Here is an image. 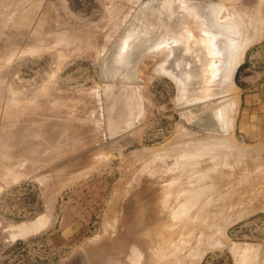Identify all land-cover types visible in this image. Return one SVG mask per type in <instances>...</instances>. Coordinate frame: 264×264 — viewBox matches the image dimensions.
Here are the masks:
<instances>
[{"label": "rangeland", "instance_id": "rangeland-1", "mask_svg": "<svg viewBox=\"0 0 264 264\" xmlns=\"http://www.w3.org/2000/svg\"><path fill=\"white\" fill-rule=\"evenodd\" d=\"M28 1L36 19L30 15L28 35L15 45L42 50L9 62L10 31L22 28L0 31V111L19 106L16 117L0 112V150L10 156L0 151V264H180L189 255V264H264V141L244 142L232 127L239 65L264 37V0ZM249 35L256 40L241 52ZM235 51L240 63L231 66ZM194 142L204 147L199 168L178 175L183 149ZM204 184L180 223L174 211L183 192ZM189 251L202 254L198 263Z\"/></svg>", "mask_w": 264, "mask_h": 264}, {"label": "bare ground", "instance_id": "bare-ground-1", "mask_svg": "<svg viewBox=\"0 0 264 264\" xmlns=\"http://www.w3.org/2000/svg\"><path fill=\"white\" fill-rule=\"evenodd\" d=\"M0 1L2 2L3 0H0ZM5 1H6V0H5ZM17 1H18V0H17ZM17 1H16V2H17ZM28 2H29L28 0H19L18 3H19L20 6L18 7V10L15 8V11H14L13 0H7V2L4 3V5L2 4V5H3V10H5V11H3V10L1 11V9H0V31H1V29L6 28V27H10V26H12V27H14V26H15V27H21V28H22L20 32H17V31H10V32H11V35H10V36H11V38H10L11 40L9 39V40H10L9 42H10L11 45L14 44V45H13L14 47H13V46L11 47V48H13V49H12V50H9V52L11 51L10 53H8V51H7L8 49H7V50L5 49V50L7 51V53H6L5 50H3V51H5V53L8 55V56H5V55H4V59H5V60H8V61H9V59H10L15 53H17V54L20 53V55H21V54H26V53L30 54V53H33L32 51H34V50L37 51V52H38V50H40V46L37 44V42L35 43V45H36V47L39 46V48H36V49H30V48H33V47H30V48H25V49L23 48L22 50H18V49H17L18 47H16V45H15L16 43L22 45V43H23V41H24L23 36H24V34L27 33L26 30H28L29 22H31V21H30L31 19L29 18L30 15L32 16V18H34V17H33V14H34V13L31 14V12H30V11H32V10L34 9V8H33V9L31 10V8L33 7V6H31V5H33V4H31V3H30L31 1H30V2H29V3H30V7H29V3H28ZM36 3H37V2H36ZM183 3H184V2H183ZM51 4H52V3H51ZM216 4H217V3H216ZM216 4H215V6H216ZM17 5H18V4H17ZM220 5H222V4H220ZM186 6H187V4H186ZM186 6H185V7H186ZM205 6H206V5H205ZM222 6H223V5H222ZM1 7H2V6H1ZM179 7H180V6H179ZM202 7H204V6H202ZM218 7H220V6L218 5ZM38 8H39V6H38ZM220 8H222V7H220ZM220 8H219V9H220ZM12 9H13V10H12ZM209 9H210V8H209ZM212 9H214V7H212ZM212 9H211V10H212ZM222 9H223V8H222ZM216 10H217V12L219 13L220 10H219V11H218V9H216ZM216 10H215V12H216ZM12 11H13L14 13H12ZM16 11H17V12H16ZM222 11H223V10H222ZM35 12H36V11H35ZM209 12H210V11H208V14H209ZM215 12H213V13L211 12V16H212V14H214ZM217 12H216V13H217ZM49 13H50V12H49ZM216 13L214 14L215 17H216ZM239 13H240V12H239ZM12 14H13V15H12ZM217 15H218V14H217ZM34 16H35V14H34ZM231 16L233 17V15H231ZM231 16H228L227 19H226V21H224L226 17L223 19L225 25H226V22H227L228 18L231 17ZM236 16H237V15L235 14L234 17H236ZM186 17H187V16H186ZM215 17H210V14H209V19H210V20H211V19L213 20V18H214V22L216 23L217 20L215 21ZM219 17H220V16H219ZM240 17H242V16L239 15V17L237 16L236 18H239V19H240ZM217 18H218V16H217ZM217 18H216V19H217ZM34 19H36V18H34ZM34 19H33V20H34ZM202 19H203V18H202ZM204 19H205V18H204ZM33 20H32V21H33ZM210 20H208V21H210ZM244 20H245V19H244V17H243V21H244ZM218 21H221V20L218 19ZM218 21H217V26H219V25H218V23H219ZM228 21H230V20H228ZM231 21H232V19H231ZM247 21H248V20H247ZM252 21H253V20H252ZM210 22H212V21H210ZM232 22H233V21H232ZM232 22H231V23H232ZM245 22H246V21H245ZM253 22H254V21H253ZM31 23H32V22H31ZM54 23H55V22H54ZM228 23H230V22H228ZM228 23H227V24H228ZM238 23H239V22H238ZM248 23H251V22L248 21ZM45 24H46V23H45ZM55 24H56V23H55ZM209 24H210V23H209ZM212 24H213V23H212ZM224 24H223V25H224ZM239 24H240V23H239ZM244 24H245V23H244ZM244 24H243V25H244ZM246 24H247V22H246ZM254 24H255V22H254ZM220 25H222V24H220ZM235 25H236V24H235ZM237 25H238V24H237ZM241 25H242V24H240V26H241ZM249 25H250V24H249ZM210 26H211V25H210ZM240 26H238V28H239ZM251 26H252V25H251ZM255 26H256V25H255ZM213 27L215 28L214 25H213ZM213 27H211V28L213 29ZM219 27H221V26H219ZM226 27H227V26H226ZM231 27H232V25H229V28H230V29H231ZM242 27H243V26H242ZM248 27H250V26H248ZM248 27H247V28H248ZM222 28H223V27H222ZM232 28H234V26H233ZM245 28H246V27H245ZM254 28H256V27H254ZM223 29H224V28H223ZM250 29H251V27H250ZM256 29H257V28H256ZM258 29H259V28H258ZM260 29H261V27H260ZM217 30H218V28H215V32H217ZM225 30H226V29H225ZM231 30H232V29H231ZM237 30H238V29H237ZM237 30H236V31H237ZM244 30H246V29H244ZM253 30H254V29H253ZM253 30H252V31H253ZM239 31L244 33L243 30H242V31L239 30ZM254 31L256 32L257 30H254ZM263 31H264V30H263ZM5 32H6V31H5ZM5 32H4V33H5ZM232 32H233V31H232ZM234 32H235V30H234ZM248 32L252 33L251 31H248ZM259 32L261 33L262 31H258V32H256V36H257V34H258V35L260 34ZM2 33H3V32H2ZM43 33H44V32H43ZM237 33H239V32H237ZM263 33H264V32H263ZM224 34H225V33H224ZM245 34H246V32H245ZM253 34H254V33H253ZM2 35H3V34H2ZM6 35H7V34H6ZM27 35H28V33H27ZM46 35H47V32H46ZM235 35H236V32H235V34H234L233 36H235ZM237 35H238V34H237ZM246 35H248V34H246ZM47 36H48V35H47ZM187 36H188V35H187ZM229 36H230V35H229ZM233 36H232V37H233ZM242 36H244V35H243V34L240 35V38H242ZM29 37H32V36H29ZM214 37H215V36H214ZM216 37H218V36H216ZM223 37H224V36H223ZM6 38H7V37H6ZM8 38H9V37H8ZM25 38H26V37H25ZM46 38H47V37H46ZM49 38H50V36H49ZM185 38H186V37H185ZM243 38H244V37H243ZM245 38H247V39H246V40H243V41H244V42H243L244 45H243V46L241 45L242 47H241V46H238L239 48L241 47L240 49L238 48L239 50H241V52L244 51V49H245L250 43H252L254 40H256L255 36H251V35H249L248 37H245ZM218 39H219V38H218ZM3 40H4V39H3ZM3 40H2V41H3ZM42 40L44 41L43 36H42V39H40V40H38V41L43 42ZM182 40H183L184 43H186V42L184 41V39H182ZM185 40H187V39H185ZM223 40H224V39H223ZM234 40H235V39H234ZM4 41L7 42V40H4ZM30 41H31V39H30ZM45 41H46V40H45ZM179 41H180V40H179ZM187 41H188V40H187ZM236 41H239V40H236ZM240 41H241V40H240ZM38 43H39V42H38ZM184 43H183V44H184ZM229 43H230V42H229ZM234 43H235V42H234ZM239 43H240V42H239ZM8 44H9V43H8ZM42 44H44V43H42ZM42 44H41V45H42ZM48 44H49V43H48ZM219 44H220V42H219ZM230 44H231V43H230ZM209 45H210V44H209ZM215 45H216V44H215ZM215 45H213V46H215ZM217 45H218V43H217ZM234 45H235V44H234ZM236 45H237V42H236ZM238 45H239V44H238ZM1 46H2V45H1ZM45 46H46V45H45ZM50 46H51V45H50ZM213 46H212V47H213ZM230 46H231V45H230ZM216 47H217V46H216ZM216 47H215V48H216ZM220 47H221V44H220ZM234 47H236V46H234ZM2 48H3V47H2ZM6 48H7V47H6ZM11 48H9V49H11ZM20 48H21V47H20ZM20 48H19V49H20ZM213 48H214V47H213ZM218 48H219V47H218ZM230 48H232V47H230ZM49 49H50V48H49ZM52 49H53V48H52ZM216 49H217V48H216ZM216 49H215V50H216ZM232 49H233V48H232ZM236 49H237V48H236ZM41 50H42V49H41ZM41 50H40V51H41ZM217 50H218V49H217ZM234 50H235V49H234ZM1 51H2V50H1ZM30 51H31V52H30ZM183 51H184V50H183ZM230 51H231V50H230ZM221 52H222V51H220V53H221ZM237 52H238L237 54H241V53H239V51H237ZM0 53H1V52H0ZM3 53H4V52H3ZM3 53H1V54H3ZM34 53H35V52H34ZM233 53H234V51H233ZM17 54H16V55H17ZM235 54H236V51H235ZM237 54H236V56L232 54V59H230L231 56H230V58H228V60L231 61V62H230V65H231V66H232L231 63H233V65H236V62L239 61L240 58H238V56H240V55H237ZM16 55H14V56L16 57ZM18 55H19V54H18ZM20 55H19V56H20ZM217 55H219V54L217 53ZM217 55H216V56H217ZM229 55H231V53H229ZM14 56H13V57H14ZM0 57H1V56H0ZM6 57H7V59H6ZM220 57H221V55H220ZM228 57H229V56H228ZM233 57H234V58H233ZM214 58H215V57H214ZM217 58H218V57H217ZM233 59H237L238 61L233 60ZM0 60H1V59H0ZM11 60H12V58H11ZM11 60H10V61H11ZM10 61H9V62H10ZM12 61H13V60H12ZM212 61L216 62V61H218V60H216V61H215V60H212ZM232 61H233V62H232ZM234 61H236L235 64H234ZM1 62H2V61H1ZM1 62H0V64H2ZM218 63H220V62H218ZM238 63H240V61H239ZM6 64H8V62H6ZM9 64H10V63H9ZM9 64H8V65H9ZM215 64H216V63H215ZM227 64H228V62H227ZM4 65H5V64H4ZM228 65H229V64H228ZM1 66H2V65H1ZM214 66H215V65H214ZM216 66H217V65H216ZM220 66H221V65H220ZM4 67H5V66H4ZM215 68H216V67H214V71H215ZM231 68H233V67H231ZM231 68H230V66H229V67L227 68V70L230 69V71H231ZM234 68H235V67H234ZM0 69H1V68H0ZM217 71H218V70H217ZM219 71H220V70H219ZM228 71H229V70H228ZM230 71H229V72H230ZM229 72H227V73H228V75L230 76L231 74H230ZM231 72H232V71H231ZM213 73H214V72H213ZM217 73H218V72H217ZM224 73H225V72H224ZM217 75H218V74H217ZM228 75H227V76H228ZM232 75H233V74H232ZM227 76H224V77L226 78ZM213 78H214V77H213ZM215 78H216V77H215ZM215 80H216V79H215ZM227 80H228V79H227ZM1 81H2V80H1ZM1 81H0V84H2ZM217 81H218V80H217ZM229 81H230V80H229ZM227 82H228V81H227ZM233 86H234V85H233ZM0 87H1V86H0ZM227 87H228V86H227ZM214 88H215V87H214ZM234 88H235V87H234ZM13 90H14V89H13ZM39 90H40V89H39ZM214 90H215V89H214ZM14 91H16V90H14ZM226 91H227V90H226ZM228 91H229V90H228ZM232 91H233V90H232ZM43 92H44V91H43ZM15 94H17V93H15ZM1 95H2V94H1ZM18 95H19V94H18ZM217 95H218V94H217ZM9 96H10V95H9ZM12 96H13V95H12ZM15 97H16V95H15ZM234 97H235V96H234ZM0 98L3 99V97H0ZM10 98H13V97H10ZM8 99H9V98H8ZM40 99H42V98H40ZM228 99H229V98H228ZM230 99H231V98H230ZM230 99H229V100H230ZM20 100H21V99H19L18 101H20ZM231 100H232V99H231ZM1 101H2V100H1ZM10 101H11V104L13 105V103H12V99H10ZM10 101H9V103H10ZM15 101H16V100H13V102H15ZM18 101H17V102H18ZM22 101H23V100H22ZM41 101H42V100H41ZM113 101H114V100H113ZM17 102H16V103H17ZM226 102H227V101H226ZM1 103H2V102H1ZM9 103H8V104H9ZM20 103H21V102H20ZM36 103H37V102H36ZM115 103H116V102H115ZM115 103H114V104H115ZM228 103H229V102H228ZM231 103H232V102H231ZM234 103H235V102H234ZM8 104H7V105L5 104L6 106L4 107V108H6L7 110H8L9 108L11 109V108L13 107L11 104H9V105L12 106V107H10ZM37 104H38V103H37ZM1 105H4V102H3V104H1ZM14 105H16V104H14ZM231 105H232V104H231ZM231 105L229 104L230 107H233V106H234V105H233V106H231ZM8 106H9V108H8ZM17 106H18V105H17ZM36 106H37V105H36ZM36 106H35V107H36ZM130 106H131V105H129V108H130ZM226 106H227V105H226ZM235 106H236V105H235ZM21 107H23V106L20 105V109H24V108H21ZM27 107H28V106H27ZM27 107H26V108H27ZM127 107H128V104H127ZM0 108H1V106H0ZM15 108H17V107H15ZM15 108H14V109H15ZM18 108H19V106H18ZM18 108L16 109L17 111L15 110L16 113H17V116H18V112H19V111H18ZM57 108H58V107H57ZM2 109H3V108H2ZM10 109H9V111H10ZM20 109H19V110H20ZM31 109H32V108H31ZM31 109H30V110H31ZM33 109H34V108H33ZM36 109H37V108H36ZM55 109H56V108H55ZM231 109L233 110V108H231ZM11 110H12V109H11ZM34 110H35V109H34ZM57 110H58V109H57ZM9 111H8V112H9ZM12 111H14V110H12ZM15 111H14V113H15ZM23 111H25V110H23ZM128 111H129V109H127V112H128ZM235 111H236V110H235ZM235 111H234V112H235ZM0 112H1V111H0ZM2 112H3V111H2ZM2 112H1V114H3ZM20 112H21V110H20ZM57 112H58V111H57ZM110 112H111V111H110ZM230 112H231V111H230ZM14 113H13V114H11V113H10V114H9V113H8V114H5V113H4L3 115H9V117H10V115H12V116L15 115V117H16V114H14ZM232 113H233V112H232ZM235 113H236V112H235ZM1 116H2V115H1ZM229 116H230V113H229ZM4 117H5V116H4ZM109 117H111V116H109ZM19 118H20V117H19ZM12 120H13V118H12ZM100 120H101V119H100ZM227 120H228V118H227ZM229 120H230V122H231V118H230V117H229ZM17 121H18V120H17ZM228 122H229V121H228ZM231 123H232V122H231ZM229 124H230V123H229ZM111 125H113V123H112ZM0 127H1V125H0ZM2 127H3V126H2ZM5 127H7V126L5 125ZM226 127H227V126H226ZM232 127H233V125H232ZM3 128H4V127H3ZM3 128H2V129H3ZM180 129H181V128H180ZM181 130H182V129H181ZM5 131H6V130H5ZM5 133H6V132H5ZM3 134H4V133H3ZM185 135H186V134H185ZM0 136H1V135H0ZM211 136H212V135H211ZM1 137H2V136H1ZM180 139H181V138H180ZM200 139H201V138H200ZM204 139H205V138H204ZM212 139H213V138H212ZM219 139L221 140V138H219ZM224 139H226V138H224ZM6 140H7V139H6ZM220 140H219V141H220ZM227 140H229V139H227ZM7 141H8V140H7ZM191 141H192V140H191ZM193 141H195V140H193ZM210 141H211V140H210ZM195 142H196V141H195ZM195 142L193 143V145H192V144L190 145V143H189V145L187 144L188 146L184 147L183 152H182V155H183V153H184V155H183V156L179 155V156L183 157V159H182V162H180V163L178 162V163H179V167H178V168H180V170H178V171H181L183 174H178V175H185V174H187V173H188L187 175H189L190 172H192V171H194V170L196 171V168H199V167H197V165H198V161H199V159H198V155H199L200 153L203 152L202 150L204 149V147H203L202 149H200V148L202 147L201 145H202V142H204V141H201V145H200L201 147H200V148H195V147H194ZM227 142H230V140L227 141ZM227 142L224 143V141H222V142H220V143H223V145H224V144H226ZM231 142H232V141H231ZM1 143H2V142H1ZM3 143L5 144L6 142H3ZM10 143H11V142H10ZM205 143H206V141H205ZM205 143H204V144H205ZM211 143H213V142H211ZM215 143H216V142H215ZM6 144H8V143H6ZM199 144H200V143L197 142V145H199ZM209 144H210V143H209ZM1 145H2V144H1ZM217 145H218V144H217ZM220 145H221V144H220ZM227 145H228V144H227ZM9 146H12V145H9ZM9 146H8V147H9ZM171 146H172V145H171ZM182 146H183V145H182ZM195 146H196V145H195ZM205 146H206V144H205ZM232 146H234V145H232ZM2 147H3V146H2ZM2 147L0 146V148H2ZM6 147H7V146H6ZM222 147H223V146H222ZM222 147H221V148H222ZM159 148H160V147H159ZM165 148H166V147H165ZM172 148H173V147H172ZM180 148H181V147H180ZM207 148H208V147H207ZM211 148H213V147L211 146ZM218 148H220L219 145H218ZM238 148H239V147H238ZM238 148H237V149H238ZM261 148H262V147H261ZM3 149H4V148H2V150H3ZM11 149H12V148H11ZM214 149H216V148H214ZM233 149H234V148H233ZM235 149H236V146H235ZM235 149H234V150H235ZM237 149H236V150H237ZM2 150H0V151H2ZM9 150H10V149H9ZM174 150H175V149H174ZM205 150H206V148H205ZM205 150H204V151H205ZM209 150L211 151V149H209ZM4 151H5V150H4ZM4 151H2V152H3L4 155H5V152H4ZM152 151H153V150H152ZM181 151H182V150H181ZM201 151H202V152H201ZM210 151H209V152H210ZM215 151H216V150H215ZM219 151H221V150H219ZM238 151H239V149H238ZM240 151H242V149H240ZM249 151H250V149H249ZM258 151H259V150H258ZM7 152H8V150L6 151V155H5V156L3 155L4 157L7 156V154H8ZM160 152H161V151H160ZM173 152H174V151H173ZM222 152H223V151H222ZM227 152L229 153V151H227ZM227 152H226V153H227ZM0 153H1V152H0ZM3 153H1V154H3ZM158 153H159V152H158ZM167 153H168V152H167ZM179 153L181 154V152H179ZM197 153H198V155H196ZM220 153H221V152H220ZM230 153H231V152H230ZM240 153H241V152H240ZM255 153H257V152H255ZM151 154H152V153H151ZM153 154H156V153H153ZM203 154H204V153H203ZM203 154H202V156H203ZM222 154L224 155V153H222ZM147 155H148V154H147ZM173 155H174V154H173ZM225 155H226V154H225ZM227 155H228V154H227ZM233 155H234V154H233ZM253 155H254V154H253ZM1 156H2V155H1ZM8 156H9V154H8ZM152 156H153V155H152ZM155 156L159 157L158 154H156ZM175 156H176V154H175ZM217 156H218V155H217ZM220 156H221V155H220ZM229 156H230V155H229ZM242 156H243V155H242ZM242 156H241V157H242ZM4 157H3V158H4ZM9 157H10V156H9ZM153 157H154V156H153ZM153 157H152V158H153ZM163 157H164V156H163ZM163 157H162V158H163ZM165 157H168V156H165ZM199 157H200V156H199ZM236 157H237V156H236ZM147 158H149V157H147ZM200 158H201V157H200ZM217 158H218V157H217ZM224 158H225V157H224ZM234 158H235V157H234ZM238 158H239V157H238ZM4 159H5V158H4ZM156 159H157V158H156ZM156 159H155V160H156ZM160 159H161V158H160ZM178 159H180V157H178ZM214 159H215V158H214ZM225 159H226V158H225ZM230 159H231V158H230ZM247 159H248V158H247ZM251 159H252V158H251ZM146 160H148V159H146ZM175 160H176V159H175ZM204 160H205V159H204ZM233 160H234V159H233ZM5 161H6V160H5ZM148 161H150V160H148ZM159 161H160V160H159ZM162 161H163V160H162ZM178 161H180V160H178ZM217 161H218V160H217ZM250 161H251V160H250ZM8 162H9V161H8ZM146 162H147V161H146ZM176 162H177V160L175 161V163H176ZM159 163H160V162H159ZM178 163H177V165H178ZM209 163H210V162H209ZM4 164H5V163H4ZM6 164L8 165V163H6ZM19 164H20V163H19ZM22 164H23V163H22ZM147 164H148V162H147ZM201 164H202V163H201ZM219 164H220V163H219ZM232 164H233V163H232ZM0 165H1V163H0ZM145 165H146V164H145ZM145 165H144V166H145ZM177 165H175V166L177 167ZM14 166H15V165H14ZM14 166H13V167H14ZM169 166H170V165H169ZM172 166H173V165H172ZM1 167H2V170H3V165H1ZM4 167H5V166H4ZM6 167H7V166H6ZM6 167H5V168H6ZM16 167H17V166H16ZM10 168H11V167H10ZM167 168H169V167H167ZM167 168H166V170H168ZM172 168H173V167H172ZM178 168H177V169H178ZM154 169H155V168H154ZM170 169H171V168H170ZM4 170H5V169H4ZM7 170H8V169H7ZM12 170H13V169H12ZM174 170H175V169H174ZM201 170H202V169H201ZM201 170H200V171H201ZM203 170H204V168H203ZM14 171H15V170H14ZM195 171H194V172H195ZM1 172H2V171H0V173H1ZM181 172H180V173H181ZM194 172H193V173H194ZM3 173H4V172H3ZM150 173H151V172H150ZM175 173H177V172H175ZM206 173H207V172H206ZM231 173H232V171H231ZM9 174H10V173H9ZM82 174H83V173H82ZM166 174H167V173H166ZM190 174H191V173H190ZM202 174H204V172H203ZM2 175L4 176V174H2ZM191 175H192V174H191ZM194 176H196V175H194ZM4 177H5V176H4ZM170 177H171V175H170ZM170 177H169V179H170ZM173 177H174V176H173ZM173 177H172V178H173ZM176 177H177V175H176ZM182 177H184V176H182ZM208 177H209V176H208ZM1 178H2V177H1ZM77 178H78V177H77ZM5 179H7V178L5 177ZM5 179H4V180H5ZM179 179H180V177H179ZM179 179L177 178V180H179ZM183 179H184V178H183ZM195 179H196V178H195ZM207 179H208V178H207ZM219 179H220V178H219ZM4 180H3V183L5 182ZM163 180H164V179H163ZM177 180H174V181H177ZM191 180H192V178H191ZM197 180H198V182H199V184H200V181H201V180L203 181V175H200V177H197ZM199 180H200V181H199ZM210 180H211V179H210ZM213 180H215V179H213ZM174 181L171 180L172 183H171V182H168V181H167V182H168V183H171V184H174V183H173ZM204 181H205V180H204ZM1 182H2V181H1ZM167 182H166V183H167ZM181 182H182V181H181ZM193 182H194V180H193ZM157 183H158V182H157ZM191 183H192V182H191ZM191 183H190V184H191ZM194 183H195V182H194ZM201 183H202L201 185H203V182H201ZM204 183H205V182H204ZM211 183H212V181H211ZM171 184H170V185H171ZM175 184H176V183H175ZM64 185H65V184H64ZM155 185H156V184H155ZM165 185L167 186V184H165ZM188 185H189V183L186 184V186H188ZM194 185H195V184H194ZM207 185H208V184H207ZM207 185H206V186H207ZM209 185H210V184H209ZM215 185H216V184H215ZM221 185H222V184H221ZM173 186H174V185H173ZM189 186H190V185H189ZM204 186H205V184H204ZM204 186H200L199 188H197V186H194V187H196L197 189H195V188L191 189L193 186H192L191 188H188L189 190H186L185 192H183V198H184V199H183L182 197L178 196V198H179V197H180V199L182 198V199L184 200V202L182 203V201H180L179 204H180V203H182V204H181L180 206H178V209H177L176 211L172 210V211L175 212V213H174V216H176V218L179 217V216H181L182 214H185V213L188 211V209H190V207L193 206L194 204H195V207H196L197 204H199L198 202H200V199H201L200 197H203L204 194L206 193V192H205V193L202 194V196H201V193H202L203 191L206 190V186H205V187H204ZM130 187H131V186H130ZM202 187H203V188H202ZM214 187H215V186H214ZM149 188H151V187H149ZM168 188H169V185H168ZM173 188H174V187H173ZM173 188H170V189L173 190ZM207 188H208V187H207ZM211 188H212V187H211ZM160 190H161V189H160ZM175 190H177V189L175 188ZM208 190H210V188L207 189V191H208ZM211 190H212V189H211ZM234 190H235V189H234ZM158 191H159V189H158L155 193H157ZM216 192H217V191H216ZM158 193H159V192H158ZM158 193H157V197H155V199L158 198V195H160V193H159V194H158ZM208 193H209V192H208ZM162 194H163V193H162ZM179 194H181V192L178 193V195H179ZM155 195H156V194H155ZM176 195H177V194H176ZM176 195H175V196H176ZM222 195H223V194H222ZM229 195H230V194H229ZM181 196H182V195H181ZM210 196H211V195H210ZM216 196H221V194L216 195ZM162 197H163V199H164V195H163ZM162 197L159 198V200H160L161 202H162V200H161ZM206 197H207V196H206ZM208 197H209V195H208ZM225 197H226V196H225ZM216 198H217V197H216ZM213 199H214V198H213ZM213 199H212V200H213ZM159 200H158V201H159ZM216 200H217V199H216ZM216 200H215V201H216ZM223 200H224V199H223ZM229 200H230V199H229ZM155 201H157V200H155ZM160 201H159V202H160ZM165 201L168 202V200H165ZM202 201H204V200H201V202H202ZM210 201H211V200H210ZM153 202H154V200H153ZM161 202H160V203H161ZM173 202H175V201H173ZM160 203H159V204H160ZM167 205H168V204H167ZM176 205H178V203H177ZM201 205H202V203H201ZM160 206H161V205H160ZM139 207H140V206H139ZM165 207H166V206H165ZM205 207H206V206H205ZM205 207H204V208H205ZM227 207H228V206H227ZM230 207H231V206H230ZM176 208H177V207H176ZM191 208H192V207H191ZM202 208H203V205H202ZM164 209H166V208H164ZM174 209H175V207H174ZM190 210H191V209H190ZM200 210H201V208H200ZM207 210H208V209H207ZM209 210H210V209H209ZM197 212H199V211H197ZM202 212H203V211H202ZM169 213H171V211H170ZM189 213H190V212H189ZM189 213H188V214H189ZM203 213H204V212H203ZM216 213H217V212H216ZM221 213H222V212H221ZM205 214H206V213H205ZM209 214H210V213H209ZM196 215H197V214H196ZM187 216H188V215H187ZM182 217H184V216H182ZM204 217H205V216H204ZM206 217H207V215H206ZM208 217H209V216H208ZM213 217H214V216H213ZM166 218H167V217H166ZM180 218H181V217H179V220H180L179 222L181 223V219H182V218H181V219H180ZM184 218H185V217H184ZM199 218H200V216L197 217V219H199ZM37 219H38V218H37ZM37 219H36V220H37ZM177 219H178V218H177ZM203 219H205V218H203ZM40 220H41V219H40ZM210 220H212V219H210ZM210 220H209V221H210ZM171 221H172V220H171ZM175 221H176V220H175ZM195 221H196V220H195ZM215 221H216V220H215ZM41 222H42V221H41ZM172 222H173V221H172ZM182 222H183V220H182ZM34 223H36V222H34ZM39 223H40V222H39ZM162 223H163V222H162ZM202 223H203V222H202ZM207 223H208V222H207ZM211 223H212V222H211ZM215 223H216V222H215ZM29 224H30V223H29ZM29 224H28V225H29ZM32 224H33V223H32ZM176 224H178V223H176ZM196 224H197V223H196ZM203 224H205V223H203ZM208 224H209V223H208ZM213 224H214V223H213ZM38 225H39V224H38ZM188 225H189V224H188ZM192 225H193V224H192ZM192 225H191V226H192ZM210 225H211V224H210ZM29 226H30V225H29ZM29 226H26V228H27V227H28V228H31V226H30V227H29ZM42 226H43V225H42ZM157 226H158V225H157ZM157 226L155 225V227H156L157 229H159V228H160L159 230L162 229L160 226H159V228H158ZM161 226H163V225H161ZM167 226H169V225H167ZM178 226H179V225H178ZM208 226H209V225H208ZM208 226H207L206 228H209ZM34 227H35V226H34ZM163 227H164V226H163ZM203 227H204V226H203ZM213 227H214V226H213ZM173 228H174V227H173ZM192 228H193V227H192ZM206 228H205V229H206ZM22 229H23V228H22ZM35 229H36V228H35ZM169 229H170V228H169ZM190 229H191V228H190ZM25 230H26V229H25ZM27 230H28V229H27ZM27 230H26V231H27ZM36 230H37V229H36ZM159 230H158V231H159ZM192 230H193V229H192ZM194 230H195V229H194ZM155 231H157V230L155 229ZM155 231H154V234H157V233L159 234L158 231H157V232H155ZM161 231H163V229H162ZM22 232L24 233L25 231L23 230ZM174 233H175V232H174ZM184 233H185V232H184ZM189 233H190V232H189ZM143 234H144V233H143ZM158 234H157V235H158ZM160 234H162V233H160ZM168 234H169V233H168ZM186 234L189 235L188 233H186ZM190 234H191V233H190ZM204 234H205V233H204ZM208 234H210V233H208ZM157 235H155V238H156ZM187 235H186V236H187ZM202 235H203V234H202ZM202 235H201V236H202ZM206 235H207V234H206ZM210 235H211V234H210ZM216 235H217V234H216ZM152 236H153V235H152ZM158 236H159V235H158ZM168 236H169V235H168ZM175 236H176V235H175ZM182 236H183V235H182ZM191 236H192V234H191ZM191 236H190V237H191ZM201 236L199 235L200 239L203 240V238H202ZM208 236H209V235H208ZM211 236H212V235H211ZM219 236H220V233H219ZM222 236L225 237V235H222ZM159 237H160V236H159ZM162 237H163V236H161V238H162ZM172 237H173V236H172ZM203 237H205V235H204ZM217 237H218V236H217ZM183 238H184V237H183ZM205 238H207V237H205ZM205 238H204V239H205ZM208 238H209V237H208ZM208 238H207V239H208ZM157 239H158V238H157ZM186 239H187V238H186ZM200 239H199V242H200V243H201V242L203 243L204 240L201 241ZM210 239H212V237H211ZM151 241H152V239H151ZM156 241H157V240H156ZM159 241H160V240H159ZM161 241H162V239H161ZM209 241H210V240H209ZM212 241H213V240H212ZM152 242H153V241H152ZM163 242H164V240H163ZM166 242H167V241H166ZM178 242H179V241H178ZM199 242H197V243H199ZM159 243H160V242H159ZM181 243H182V242H181ZM208 243H209V242H208ZM214 243H215V242H214ZM147 244H148V243H147ZM157 244H158V242H157ZM157 244H156V245H157ZM163 244H164V243H163ZM184 244H185V243H184ZM205 244H206V242H205ZM218 244H219V243H218ZM164 245H165V244H164ZM164 245H163V246H164ZM185 245H186V244H185ZM206 245H208V244H206ZM206 245H205V246H206ZM209 245H211V244L209 243ZM209 245H208V249L206 248V250H208V251H209V249H210V246H209ZM215 245H216V244H215ZM157 246H158V245H157ZM157 246H156V247H157ZM165 246H166V245H165ZM179 246H181V245H179ZM179 246H178V247H179ZM201 246H202V245H201ZM201 246H200V248H201ZM213 246H214V244H213ZM213 246L211 247V249H213ZM156 247H155V249H156L157 255H159L158 252L160 253V249L163 248V247H160V246H159L160 248H158V247L156 248ZM170 247H171V246H170ZM170 247H168V248L166 249L165 252H167V251L169 252L168 249H170ZM182 247H184V246H182ZM202 247H204V246H202ZM221 247H222V246H221ZM148 248H149V247H148ZM151 248H152V247H151ZM151 248H149V249L151 250ZM174 248H175V245H174ZM204 248H205V247H204ZM214 248L216 249V247H214ZM157 249H158V250H157ZM181 249H182V248H181ZM196 249H199V247H196ZM202 249H203V248H202ZM161 250H162V249H161ZM171 250H174V249L172 248V249H170V251H171ZM178 250H179V248H178ZM194 250H195V249H194ZM206 250H205V252H206ZM151 251H152V250H151ZM175 251H177V250H175ZM121 252H122V251H121ZM153 252H154V251H153ZM171 252H173V251H171ZM189 252H190V253H189ZM189 252H188V255L191 254L192 252H195V251H189ZM199 252H201V250H199ZM173 253H175V252H173ZM173 253H172V254H173ZM176 253H177V252H176ZM176 253H175V254H176ZM148 254H149V252H148ZM153 254H154V253H153ZM175 254H174V255H175ZM195 254H196V260H197V263H198L199 259L202 258V257H200L202 254H199V253H197V252H196V253H192L193 256H195ZM198 254H199V256H198ZM157 255H156V256L154 255V256L157 257ZM164 255H169V253H168V254H167V253H166V254L164 253ZM192 255H191V256H192ZM159 256H160V255H159ZM159 256H158V257H159ZM189 256H190V255H189ZM189 256H188V257H189ZM185 257H186V256H185ZM188 257H187V258H188ZM199 257H200V258H199ZM152 258H153V257H151V260H152ZM159 258H160V257H159ZM182 258H183V257H182ZM187 258H186V261H183V260H184V258H183V260H182L183 262L180 261V264H189L190 261L193 262V260H191V259H193V257H192V258H191V257L189 258L190 261L187 260ZM194 259H195V258H194ZM157 260H158V259H157ZM176 260H177V259H176ZM176 260H173V261H176ZM180 260H181V256H180ZM173 261H172V262H173ZM177 261H178V260H177ZM172 262H171V263H172ZM192 262H190V263H192ZM174 263H175V262H173L172 264H174ZM176 263L179 264L178 262H176ZM169 264H170V263H169Z\"/></svg>", "mask_w": 264, "mask_h": 264}, {"label": "crops", "instance_id": "crops-1", "mask_svg": "<svg viewBox=\"0 0 264 264\" xmlns=\"http://www.w3.org/2000/svg\"><path fill=\"white\" fill-rule=\"evenodd\" d=\"M241 65L245 66L233 129L244 142L264 141V37L247 53Z\"/></svg>", "mask_w": 264, "mask_h": 264}, {"label": "water", "instance_id": "water-1", "mask_svg": "<svg viewBox=\"0 0 264 264\" xmlns=\"http://www.w3.org/2000/svg\"><path fill=\"white\" fill-rule=\"evenodd\" d=\"M133 41H134V39H132L131 43H132ZM131 43H130V44H131ZM129 46H130V45H129ZM124 55H125V54H124ZM123 57H124V56H123ZM117 59H118V58H117ZM119 60H123V59H119ZM238 67H239V66H238ZM238 67H237V68H238ZM236 71H237V69H236ZM236 71H235V72H236ZM120 109H122V107H121ZM213 117H214V116H213ZM214 119H215V118H214ZM215 120H216V119H215ZM216 122H217V120H216ZM217 123H218V122H217Z\"/></svg>", "mask_w": 264, "mask_h": 264}]
</instances>
